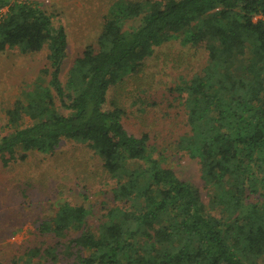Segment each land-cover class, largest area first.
<instances>
[{
  "label": "trees",
  "instance_id": "obj_1",
  "mask_svg": "<svg viewBox=\"0 0 264 264\" xmlns=\"http://www.w3.org/2000/svg\"><path fill=\"white\" fill-rule=\"evenodd\" d=\"M0 7L7 8L0 54L47 50L42 81L5 112L0 159L24 162L62 141L86 145L113 181L115 203L97 231L87 225L89 209L61 204L39 221L42 244L11 264H264V0L152 1L147 11L141 2H115L96 47L74 61L64 86V29L28 3L0 0ZM172 39L207 52L206 65L174 89L188 128L174 144L197 160L208 205L154 157L147 134L125 129L117 101L108 102L112 88ZM53 91L67 115L56 109Z\"/></svg>",
  "mask_w": 264,
  "mask_h": 264
},
{
  "label": "rangeland",
  "instance_id": "obj_2",
  "mask_svg": "<svg viewBox=\"0 0 264 264\" xmlns=\"http://www.w3.org/2000/svg\"><path fill=\"white\" fill-rule=\"evenodd\" d=\"M46 13L53 27H62L67 36L66 57L60 81L65 85L69 69L86 47H96L109 7L115 2H141L144 11L152 1L164 0H15ZM138 25L131 21L125 29ZM46 46L37 54L23 56L17 50L0 54V138L7 135L5 112L20 94L42 81L46 66ZM207 62L203 45L183 46L169 40L154 48L138 73L126 78L108 93V102L124 109L122 123L136 136L147 134L149 149L178 179L190 182L205 205L209 191L201 179L197 160L175 149V140L188 131L179 95L174 92ZM44 85L48 79L43 78ZM58 112L68 111L53 91ZM0 159V263L11 264L29 247L43 242L37 233L39 221L53 217L61 204L83 205L91 211L87 225L97 231L99 218L114 206L111 181L100 161L83 144L62 141L51 154L30 153L24 162ZM75 233V232H73ZM47 240V238H46ZM250 258V257H249ZM263 264V258L255 261Z\"/></svg>",
  "mask_w": 264,
  "mask_h": 264
},
{
  "label": "built area",
  "instance_id": "obj_3",
  "mask_svg": "<svg viewBox=\"0 0 264 264\" xmlns=\"http://www.w3.org/2000/svg\"><path fill=\"white\" fill-rule=\"evenodd\" d=\"M17 2H18V1H17ZM6 11H7V8H5V7H0V22H1L2 18L4 17Z\"/></svg>",
  "mask_w": 264,
  "mask_h": 264
},
{
  "label": "crops",
  "instance_id": "obj_4",
  "mask_svg": "<svg viewBox=\"0 0 264 264\" xmlns=\"http://www.w3.org/2000/svg\"><path fill=\"white\" fill-rule=\"evenodd\" d=\"M47 54V53H46Z\"/></svg>",
  "mask_w": 264,
  "mask_h": 264
}]
</instances>
